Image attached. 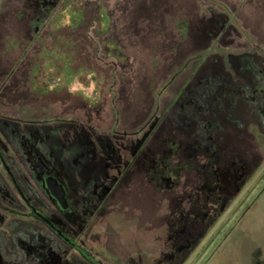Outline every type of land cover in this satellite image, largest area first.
Wrapping results in <instances>:
<instances>
[{"label": "rangeland", "instance_id": "1", "mask_svg": "<svg viewBox=\"0 0 264 264\" xmlns=\"http://www.w3.org/2000/svg\"><path fill=\"white\" fill-rule=\"evenodd\" d=\"M263 161L264 0H0V264L181 263ZM192 264H264V172Z\"/></svg>", "mask_w": 264, "mask_h": 264}, {"label": "water", "instance_id": "2", "mask_svg": "<svg viewBox=\"0 0 264 264\" xmlns=\"http://www.w3.org/2000/svg\"><path fill=\"white\" fill-rule=\"evenodd\" d=\"M38 167L40 168V172H47V168L42 163L38 161ZM264 172V161L259 166V168L250 176V178L246 181V183L240 188L237 194L232 198L229 204L224 208V210L220 213L214 223L210 226V228L206 231V233L202 236L200 241L196 244L193 250L188 254L182 264H192L197 256L200 254L204 246L210 241L219 227L224 223V221L228 218L230 213L234 210V208L238 205V203L242 200V198L248 193L254 183L261 177ZM46 186L49 188L51 193L55 195L59 204L64 207L66 204L64 202V194L60 192L61 186L59 183L52 177L46 179Z\"/></svg>", "mask_w": 264, "mask_h": 264}, {"label": "flooded vegetation", "instance_id": "3", "mask_svg": "<svg viewBox=\"0 0 264 264\" xmlns=\"http://www.w3.org/2000/svg\"><path fill=\"white\" fill-rule=\"evenodd\" d=\"M38 161H39V163H42V164H43V167L45 166V167L47 168V170H48L47 172H44V173H41V172H40V179L42 180V184H44V183L46 184V179L49 178V177H52V178H53L54 176L51 174V170H50V168H49L48 166H46V165H45L46 163H45L44 161H42L39 157H36V160H35V163H36V166H37V167H38ZM43 162H44L45 164H44ZM3 167H4V166H3ZM38 168H39V167H38ZM4 169H5V168H4ZM39 171H40V168H39ZM58 183H59V182H58ZM59 185L61 186V188H60V192H62V193L64 194V202H65V204H66L64 207H62L60 204H59V205L61 206L62 209H66V208L68 207L67 198H66V191H65V189H64V187H63L62 184L59 183ZM46 187H47V186H46ZM47 189L49 190L48 187H47ZM49 191H50V190H49ZM50 194H51V195L54 197V199L56 200L55 195H53V194L51 193V191H50ZM28 200H29V199H28ZM24 202H25V201H24ZM25 203H26V202H25ZM205 204H206V203H205ZM205 204H204V205H205ZM228 204H229V203H228ZM228 204H227V205H228ZM238 204H239V203H238ZM26 205H27V203H26ZM227 205H226V206H227ZM226 206H225V207H226ZM28 207H29V206H28ZM203 207H204V206H203ZM225 207H224V208H225ZM236 207H237V206H236ZM236 207H235V208H236ZM205 208H208V207H204V208H203L204 211L206 210ZM224 208H223V210H224ZM208 209H209V208H208ZM223 210H222V211H223ZM222 211H221V212H222ZM205 214H206V213H205ZM219 215H220V214H219ZM211 225H212V224H211ZM211 225H210V226H211ZM209 228H210V227H209ZM209 228H208V229H209ZM205 233H206V232H205ZM201 238H202V237H201ZM201 238H200V239H201ZM200 239L197 241V243L200 241ZM210 240H211V239H210ZM197 243H196V244H197ZM195 246H196V245H195ZM195 246H194V247H195ZM205 246H206V245H205ZM205 246H204V247H205ZM194 247H193V248H194ZM193 248H192V250H193ZM203 249H204V248H203ZM203 249H202V250H203ZM192 250H191V251H192ZM191 251H190V252H191ZM190 252H189V253H190ZM189 253H188V254H189ZM200 253H201V252H200ZM187 256H188V255H187ZM187 256H186V257H187ZM186 257H185V258H186ZM197 257H198V256H197ZM184 260H185V259H184ZM184 260H183V261H184ZM183 261H181V263H178V264H182ZM194 261H195V260H194Z\"/></svg>", "mask_w": 264, "mask_h": 264}, {"label": "trees", "instance_id": "4", "mask_svg": "<svg viewBox=\"0 0 264 264\" xmlns=\"http://www.w3.org/2000/svg\"><path fill=\"white\" fill-rule=\"evenodd\" d=\"M1 163H2V165L4 166V168H5V170L7 171V173L10 175V177L12 178V181H13V183L15 184V186H16V188L18 189V191H19V193L22 195V197H23V199L25 200V202L27 203V205L30 207V208H32V209H34V206L31 204V202L28 200V198H26V196L21 192V190L19 189V187H18V185H17V183H16V181H15V179H14V177H13V175H12V173H11V170H10V167H9V165L7 164V162H6V160L4 159V157H1ZM249 179V178H248ZM246 183V182H245ZM244 183V184H245ZM243 184V185H244ZM56 202L59 204V202L57 201V199H56ZM61 207V206H60ZM32 212H34V210L32 211ZM217 219V218H216ZM214 223V222H213ZM212 223V224H213Z\"/></svg>", "mask_w": 264, "mask_h": 264}]
</instances>
